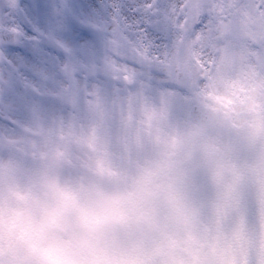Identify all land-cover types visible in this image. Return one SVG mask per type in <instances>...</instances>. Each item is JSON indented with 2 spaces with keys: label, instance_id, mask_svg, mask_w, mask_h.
Instances as JSON below:
<instances>
[{
  "label": "clouds",
  "instance_id": "1",
  "mask_svg": "<svg viewBox=\"0 0 264 264\" xmlns=\"http://www.w3.org/2000/svg\"><path fill=\"white\" fill-rule=\"evenodd\" d=\"M0 264H264V78L25 119L0 137Z\"/></svg>",
  "mask_w": 264,
  "mask_h": 264
},
{
  "label": "rangeland",
  "instance_id": "2",
  "mask_svg": "<svg viewBox=\"0 0 264 264\" xmlns=\"http://www.w3.org/2000/svg\"><path fill=\"white\" fill-rule=\"evenodd\" d=\"M59 2L29 0L32 25L45 26L51 16V6ZM66 2L79 12L83 5L99 4L100 0ZM172 2L177 15L168 48L150 52L143 63L129 53L112 55L108 63L101 59L89 74L57 76L55 80L40 81L19 72V120L46 119L79 128L87 118L90 102L113 107L142 89L174 96L191 94L208 83L209 77L221 85L259 82L264 78V0ZM36 3L45 5L43 14L35 8ZM68 22L72 23L71 18ZM160 65L169 71L167 75L159 71ZM177 65L185 74L181 89L174 88L172 83L171 70ZM104 131L111 135L113 128L106 123Z\"/></svg>",
  "mask_w": 264,
  "mask_h": 264
},
{
  "label": "snow or ice",
  "instance_id": "3",
  "mask_svg": "<svg viewBox=\"0 0 264 264\" xmlns=\"http://www.w3.org/2000/svg\"><path fill=\"white\" fill-rule=\"evenodd\" d=\"M8 7L9 13H0V76L17 71L40 81L89 74L101 59L110 62L112 55L131 53L143 63L150 52L168 48L177 15L172 0H100L83 5L79 12L61 0L51 6L48 23L32 25L29 35L11 15L19 10L17 0H8ZM35 8L41 14L46 11L41 3ZM8 45H19L11 57L6 52ZM121 67L127 70L126 65ZM10 86L9 82L0 89V96Z\"/></svg>",
  "mask_w": 264,
  "mask_h": 264
},
{
  "label": "flooded vegetation",
  "instance_id": "4",
  "mask_svg": "<svg viewBox=\"0 0 264 264\" xmlns=\"http://www.w3.org/2000/svg\"><path fill=\"white\" fill-rule=\"evenodd\" d=\"M4 0H1V8H0V13H9L10 9L8 7V3L5 2L3 3ZM12 17L15 18L18 22H19V16H18V13L13 11L11 13ZM7 54L11 57L13 55H15V53H12V52H7Z\"/></svg>",
  "mask_w": 264,
  "mask_h": 264
}]
</instances>
